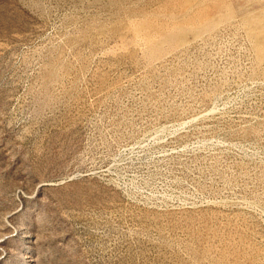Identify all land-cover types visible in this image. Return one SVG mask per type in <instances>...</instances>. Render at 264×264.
Wrapping results in <instances>:
<instances>
[{
  "label": "rangeland",
  "instance_id": "374dc122",
  "mask_svg": "<svg viewBox=\"0 0 264 264\" xmlns=\"http://www.w3.org/2000/svg\"><path fill=\"white\" fill-rule=\"evenodd\" d=\"M0 264H264V0H0Z\"/></svg>",
  "mask_w": 264,
  "mask_h": 264
}]
</instances>
